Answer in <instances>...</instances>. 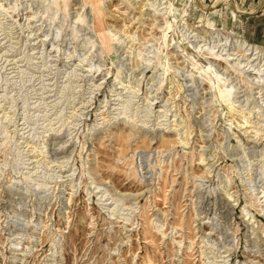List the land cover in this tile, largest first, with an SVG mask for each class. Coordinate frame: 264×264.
<instances>
[{
	"label": "rangeland",
	"instance_id": "rangeland-1",
	"mask_svg": "<svg viewBox=\"0 0 264 264\" xmlns=\"http://www.w3.org/2000/svg\"><path fill=\"white\" fill-rule=\"evenodd\" d=\"M0 264H264V0H0Z\"/></svg>",
	"mask_w": 264,
	"mask_h": 264
},
{
	"label": "bare ground",
	"instance_id": "bare-ground-1",
	"mask_svg": "<svg viewBox=\"0 0 264 264\" xmlns=\"http://www.w3.org/2000/svg\"><path fill=\"white\" fill-rule=\"evenodd\" d=\"M147 6V5H146ZM161 9V8H160Z\"/></svg>",
	"mask_w": 264,
	"mask_h": 264
}]
</instances>
